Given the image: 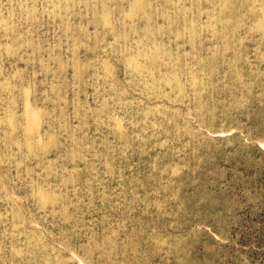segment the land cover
Segmentation results:
<instances>
[{
	"label": "rangeland",
	"instance_id": "374dc122",
	"mask_svg": "<svg viewBox=\"0 0 264 264\" xmlns=\"http://www.w3.org/2000/svg\"><path fill=\"white\" fill-rule=\"evenodd\" d=\"M0 264H264V0H0Z\"/></svg>",
	"mask_w": 264,
	"mask_h": 264
}]
</instances>
